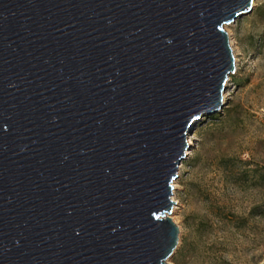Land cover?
Segmentation results:
<instances>
[{"label": "water", "instance_id": "95a60500", "mask_svg": "<svg viewBox=\"0 0 264 264\" xmlns=\"http://www.w3.org/2000/svg\"><path fill=\"white\" fill-rule=\"evenodd\" d=\"M253 3L0 0V264H168L187 135Z\"/></svg>", "mask_w": 264, "mask_h": 264}, {"label": "rangeland", "instance_id": "374dc122", "mask_svg": "<svg viewBox=\"0 0 264 264\" xmlns=\"http://www.w3.org/2000/svg\"><path fill=\"white\" fill-rule=\"evenodd\" d=\"M225 30L236 69L221 114L187 135L173 184L179 242L168 264L264 260V0Z\"/></svg>", "mask_w": 264, "mask_h": 264}, {"label": "bare ground", "instance_id": "6f19581e", "mask_svg": "<svg viewBox=\"0 0 264 264\" xmlns=\"http://www.w3.org/2000/svg\"><path fill=\"white\" fill-rule=\"evenodd\" d=\"M223 94H224V92H223ZM224 96H226V93L224 94ZM190 143H191V140H189V144H190ZM180 164H181V163H180ZM180 166H181V165H180ZM173 184H174V186L177 185V183L174 182V181H173ZM172 199L175 201V204H174V207H173V212H175V210L178 208V207L175 206V205L179 203V200L177 199V197L175 196V194L172 195ZM171 215H172V214H171ZM173 219H174V217H173Z\"/></svg>", "mask_w": 264, "mask_h": 264}]
</instances>
